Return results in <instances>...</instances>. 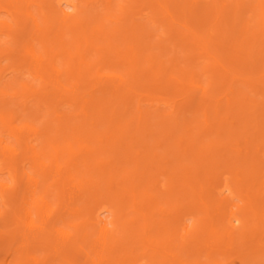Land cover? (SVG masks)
Instances as JSON below:
<instances>
[{
	"label": "bare ground",
	"instance_id": "6f19581e",
	"mask_svg": "<svg viewBox=\"0 0 264 264\" xmlns=\"http://www.w3.org/2000/svg\"><path fill=\"white\" fill-rule=\"evenodd\" d=\"M0 264H264V0H0Z\"/></svg>",
	"mask_w": 264,
	"mask_h": 264
},
{
	"label": "rangeland",
	"instance_id": "374dc122",
	"mask_svg": "<svg viewBox=\"0 0 264 264\" xmlns=\"http://www.w3.org/2000/svg\"><path fill=\"white\" fill-rule=\"evenodd\" d=\"M3 177H4V175H3Z\"/></svg>",
	"mask_w": 264,
	"mask_h": 264
}]
</instances>
